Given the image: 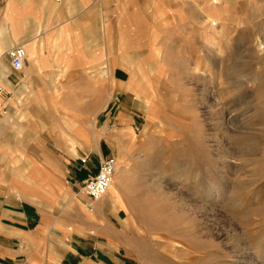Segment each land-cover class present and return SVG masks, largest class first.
Instances as JSON below:
<instances>
[{"label": "crops", "instance_id": "1", "mask_svg": "<svg viewBox=\"0 0 264 264\" xmlns=\"http://www.w3.org/2000/svg\"><path fill=\"white\" fill-rule=\"evenodd\" d=\"M193 4L0 0V264L114 258L98 232L125 217L121 192L93 201L79 190L115 148L136 161L133 110L153 79L163 15L194 13ZM15 45L26 52L20 70L7 56Z\"/></svg>", "mask_w": 264, "mask_h": 264}, {"label": "rangeland", "instance_id": "2", "mask_svg": "<svg viewBox=\"0 0 264 264\" xmlns=\"http://www.w3.org/2000/svg\"><path fill=\"white\" fill-rule=\"evenodd\" d=\"M192 6L163 15L136 161L110 156L125 217L102 264H264V0Z\"/></svg>", "mask_w": 264, "mask_h": 264}, {"label": "built area", "instance_id": "3", "mask_svg": "<svg viewBox=\"0 0 264 264\" xmlns=\"http://www.w3.org/2000/svg\"><path fill=\"white\" fill-rule=\"evenodd\" d=\"M60 3L62 0H55ZM7 56L10 60V66L14 70L22 69V64L26 58V52L21 45H15L7 50ZM2 88L0 86V94ZM1 120V118H0ZM116 169L115 160L112 157H106L99 162L97 174L89 179L84 180L81 193L93 201L101 198L112 184V178Z\"/></svg>", "mask_w": 264, "mask_h": 264}, {"label": "bare ground", "instance_id": "4", "mask_svg": "<svg viewBox=\"0 0 264 264\" xmlns=\"http://www.w3.org/2000/svg\"><path fill=\"white\" fill-rule=\"evenodd\" d=\"M250 148L252 149V148H253V146H250Z\"/></svg>", "mask_w": 264, "mask_h": 264}]
</instances>
